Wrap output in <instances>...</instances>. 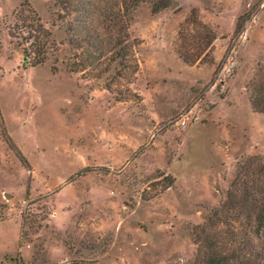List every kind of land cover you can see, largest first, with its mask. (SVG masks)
<instances>
[{
  "label": "rangeland",
  "instance_id": "obj_1",
  "mask_svg": "<svg viewBox=\"0 0 264 264\" xmlns=\"http://www.w3.org/2000/svg\"><path fill=\"white\" fill-rule=\"evenodd\" d=\"M261 111L264 0H0V264H264Z\"/></svg>",
  "mask_w": 264,
  "mask_h": 264
},
{
  "label": "trees",
  "instance_id": "obj_2",
  "mask_svg": "<svg viewBox=\"0 0 264 264\" xmlns=\"http://www.w3.org/2000/svg\"><path fill=\"white\" fill-rule=\"evenodd\" d=\"M134 2L136 4L139 2H149L152 6L153 12H158L160 10L168 8L171 0H134ZM241 20H242V18H239L238 23L236 25V32L237 33H240L242 31V28H243V24H240ZM36 26L38 28H41L40 25H36ZM41 30H43V29L41 28ZM10 36L13 37L12 33L10 34ZM181 58L186 63L191 62L186 57L181 56ZM27 61H28L27 57H24L23 58V65H22L24 69H26L28 65L36 66V65L43 63V59H39V58L33 63H28ZM251 105L256 110V104H255L253 99H251ZM261 113H264V111H261ZM262 208H264V207H262ZM257 222H258V227H262V225L264 224V216H263V218H260V219L258 218ZM198 257L199 256L197 255V258L195 259V264H198L200 262ZM228 260H229V258L226 255H218L216 253H212L211 255H209L207 257V259L205 261H206V264H227Z\"/></svg>",
  "mask_w": 264,
  "mask_h": 264
}]
</instances>
